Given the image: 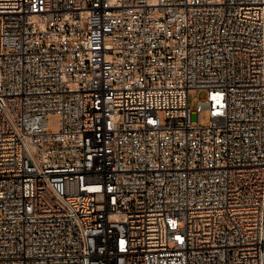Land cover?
<instances>
[{"label":"built area","instance_id":"1","mask_svg":"<svg viewBox=\"0 0 264 264\" xmlns=\"http://www.w3.org/2000/svg\"><path fill=\"white\" fill-rule=\"evenodd\" d=\"M0 264H264V0H0Z\"/></svg>","mask_w":264,"mask_h":264},{"label":"rangeland","instance_id":"2","mask_svg":"<svg viewBox=\"0 0 264 264\" xmlns=\"http://www.w3.org/2000/svg\"><path fill=\"white\" fill-rule=\"evenodd\" d=\"M206 91L199 88H192L189 90V105L195 109L198 104L205 98ZM200 120L203 125H206L210 121V115L208 109H203L200 114ZM49 128L52 130H58L60 127V116L56 113H50L48 115Z\"/></svg>","mask_w":264,"mask_h":264}]
</instances>
